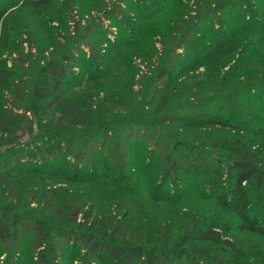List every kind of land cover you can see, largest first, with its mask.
<instances>
[{"label": "trees", "instance_id": "1", "mask_svg": "<svg viewBox=\"0 0 264 264\" xmlns=\"http://www.w3.org/2000/svg\"><path fill=\"white\" fill-rule=\"evenodd\" d=\"M20 2L0 0V257L17 263L29 243L35 264H56L62 239L78 264H264V0L236 12L206 6L198 16H225L206 37L168 35L184 78L156 48L139 50L150 37L103 33L89 47L79 26L63 40L47 20L38 25L48 50L27 38L26 51ZM199 84L231 88L236 108L194 110L206 100L185 90ZM187 181L213 203L209 214L183 208Z\"/></svg>", "mask_w": 264, "mask_h": 264}, {"label": "rangeland", "instance_id": "2", "mask_svg": "<svg viewBox=\"0 0 264 264\" xmlns=\"http://www.w3.org/2000/svg\"><path fill=\"white\" fill-rule=\"evenodd\" d=\"M22 1L23 2H20V4L23 3L24 6L22 5L23 7H16L17 10L15 11L14 17L16 18L18 24L24 22L25 24L30 25L32 29L25 32L27 35L25 38H17V44H23V42L27 41V38H29L35 43L34 49L39 46L44 51L48 50L49 46L45 44L46 41L44 40L43 32L38 25L39 23L42 24L44 30H46L45 23L47 20L55 21V23H53V25L56 26L54 32L55 34L60 35V38H64L63 40L72 38L73 33L71 31H74V27L79 26L78 35L79 37L84 38L85 44H87L86 46L89 47H91L89 42L92 40H100L99 34L104 36L103 33L108 36L110 42H113L114 38L115 40H118V38L130 39L132 37H138L142 39L150 37L153 43L148 44L143 42V45L139 48V50L141 52H147L152 48H156V51L154 52L155 57L157 59H162L170 66V68L175 70V75L178 78L187 77V73L185 71L179 73V68L184 67V65L181 63L182 61L184 62V60L180 56L172 55V57H170L167 54L170 46L168 42L164 40H166L168 35H173V37L182 36L183 38L190 36L195 39L208 36L205 33L208 24H218L219 21L223 22L225 20V16L222 13L218 14L217 8L214 13L206 14L205 16L201 17L198 16V14L205 10L206 6H208L210 9H213V7L219 8L221 5L223 11L232 10L236 12L241 8L245 10L252 9L254 5H258L261 2V0H239L238 2H234V0H232L233 2L230 0ZM114 18L118 19L117 21L123 20L124 24L119 25ZM99 19L100 21H97ZM195 19V23L198 24V29H193L190 25V23ZM58 21L61 22V25L59 26L57 25ZM96 21L97 23H95ZM92 22L95 23L94 27L90 28L88 31L83 30V27L86 26L87 23H89L88 25L90 26ZM46 24V27L48 28H50L52 25H49L48 22ZM62 26H68L70 33H63ZM142 28L143 30H141ZM100 43L106 44V42ZM16 48L19 49L17 45ZM23 48L27 51V49L32 47H30L29 44H23ZM182 49L178 50L179 53H183ZM97 53H100V55H109L107 47H102L97 51ZM83 54V52H78V56L80 58H82ZM93 62L98 65L104 64L103 59L98 56L93 59ZM134 62L144 70H150L152 68V65H150L148 62L145 63L142 60H134ZM72 66L75 70H84L81 60H77L72 64ZM198 71L203 72V69ZM241 82H244V79H242L241 75L238 74L234 80L236 89L240 87L239 84ZM148 85L152 86L153 83ZM196 86L197 87L188 86L185 91H198L199 96L204 98L206 101L204 104L193 107L194 110L206 111L207 108L214 107L216 105L222 106L219 103L228 106L231 110L236 108L234 103L235 101L233 100L234 98L232 99L233 90L231 88L220 87V89L216 92V88H212L214 85H208V88H204L205 84H199ZM198 86L199 89H195L198 88ZM146 91L148 94L151 93L149 89ZM245 92L247 91H241L240 93ZM150 147L153 149L154 146L152 145ZM167 187L169 189H175V185L172 183H169ZM179 194L182 195L181 198H183V208L191 213H202L204 216L209 214V211L213 209V203H201L199 201L196 193L194 192V185L191 184L190 181H187L183 189L179 190ZM112 210H114V207L110 209V211ZM124 210L125 209H121L119 212H125ZM138 211H133L132 215L136 213L138 214ZM72 248V243L64 242L61 239L58 244L57 253V256H59V261L56 264H78L80 261V253H78L79 255L73 254ZM21 252L22 255L19 257L17 263L12 259L10 260L5 254H2L0 257V264H35V251L31 249L29 243L21 250Z\"/></svg>", "mask_w": 264, "mask_h": 264}]
</instances>
